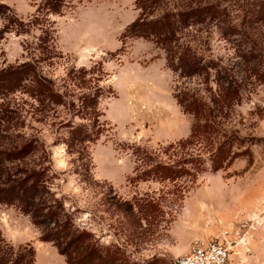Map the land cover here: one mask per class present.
Listing matches in <instances>:
<instances>
[{
  "label": "rangeland",
  "instance_id": "rangeland-1",
  "mask_svg": "<svg viewBox=\"0 0 264 264\" xmlns=\"http://www.w3.org/2000/svg\"><path fill=\"white\" fill-rule=\"evenodd\" d=\"M42 1L0 0V69L37 53L30 45L40 31H6L5 18L17 14L27 21ZM207 1L218 5L224 16L190 28L199 32H191L188 38L203 64L214 65L208 69L210 75L183 77L168 66L164 51L152 40L127 36V29L142 13L139 0H70L61 14L50 15L59 57L53 65L44 63V73L67 101L78 103L100 77L106 89L99 98L104 129L99 139L89 143V173L81 165L85 159L79 162L77 153H69L63 143L67 119L88 123L80 119L77 109L55 106L41 122L31 106L33 99L20 92L13 95L9 112L0 109V150L17 145L23 135L37 136L51 153L56 174L53 189L66 197L71 209L79 208L78 222L92 225L103 242L122 245L124 236L110 227L115 221L102 218L107 216L102 211V195L111 185L127 199L146 192L158 196L163 187L160 182H130L139 165L134 151L141 146L160 153L170 143L189 137L194 116L179 104L176 95L180 91L216 101L214 124L219 136L227 134L232 155H240L213 171L206 144L192 146L207 171L199 174L185 194L166 230L149 231L138 248L127 243L129 255L141 262L156 256L157 264H173L190 251L195 240L228 232L234 242L245 240L234 248L237 264H264V17L257 13L264 0ZM196 2L200 0H160L146 15L155 18ZM228 26L235 31L225 32ZM74 66L94 72L86 75L93 79L81 83L78 74L71 72ZM37 153L26 162H38ZM85 174L99 183H86ZM40 235L18 206L0 203V246L1 239L16 249L30 245L34 264H67L56 246Z\"/></svg>",
  "mask_w": 264,
  "mask_h": 264
},
{
  "label": "trees",
  "instance_id": "trees-1",
  "mask_svg": "<svg viewBox=\"0 0 264 264\" xmlns=\"http://www.w3.org/2000/svg\"><path fill=\"white\" fill-rule=\"evenodd\" d=\"M81 1V0H80ZM37 11L27 21L12 14L5 18L6 31L29 33L38 29L39 35L32 42L34 54L30 59L0 69V109L9 112L13 95L17 92L33 99L31 106L38 121H44L53 107L68 106L77 109L80 119L87 122L75 123L67 119L64 124L69 127L63 143L72 155L77 153V160L88 170L91 166L89 143L95 142L103 132L104 124L100 121L102 112L99 109V98L106 89L100 84L89 87L92 92L82 93L78 103L67 101L65 93L56 88L55 82L44 73V63L53 65L59 54L55 46V29L50 18L52 14H61L70 0H43ZM142 13L127 32L131 37H142L152 40L165 53L168 66L181 74L210 75L208 69L214 67L209 62L204 65L202 57L196 52L189 31L208 19L215 20L224 16V11L214 2L200 0L195 5H188L176 12H165L155 18H148L146 10L160 0H139ZM257 13L264 17V5H259ZM235 27H224L227 33H233ZM81 83L93 79L85 68H72ZM177 100L184 112L194 116L189 137L170 143L160 153L148 151L138 146L134 154L139 162L136 173L130 178L131 183L158 181L162 184L158 196L146 192L124 198L117 194L110 185V191L101 197L103 216L115 221L110 224L116 234L124 236V244L105 243L102 234L93 226L80 224L77 220L79 208L71 209L66 205V197L59 196L53 189L56 174L53 170L51 153L44 145L39 144L37 136L23 135L17 145L0 150V203L16 205L30 216L40 230L43 241L52 242L58 252L66 259L67 264H157L156 256L142 262L132 258L127 251V243L140 247L145 235L151 230H166L174 220V214L181 207L185 194L190 190L199 174L206 172L207 167L202 156L194 154L192 146L206 144L211 154L212 170L218 171L225 163L240 154H233L230 138L227 134L219 136L214 117L217 110L216 101L200 97L188 90L180 91ZM214 103V104H213ZM232 104V102H230ZM77 150V152H75ZM39 154H38V153ZM37 153L39 161L32 164L26 161ZM165 157V158H164ZM76 161V160H75ZM82 180L89 184L99 183L85 174ZM166 188V189H165ZM164 224L162 225V223ZM0 264H34L35 254L32 246L19 247L1 239Z\"/></svg>",
  "mask_w": 264,
  "mask_h": 264
},
{
  "label": "built area",
  "instance_id": "built-area-1",
  "mask_svg": "<svg viewBox=\"0 0 264 264\" xmlns=\"http://www.w3.org/2000/svg\"><path fill=\"white\" fill-rule=\"evenodd\" d=\"M235 247L236 242L228 238V232L211 239H198L173 264H237L233 257Z\"/></svg>",
  "mask_w": 264,
  "mask_h": 264
},
{
  "label": "bare ground",
  "instance_id": "bare-ground-1",
  "mask_svg": "<svg viewBox=\"0 0 264 264\" xmlns=\"http://www.w3.org/2000/svg\"><path fill=\"white\" fill-rule=\"evenodd\" d=\"M237 244H245V240L242 239V240H240L239 242H236V246H237Z\"/></svg>",
  "mask_w": 264,
  "mask_h": 264
},
{
  "label": "crops",
  "instance_id": "crops-1",
  "mask_svg": "<svg viewBox=\"0 0 264 264\" xmlns=\"http://www.w3.org/2000/svg\"><path fill=\"white\" fill-rule=\"evenodd\" d=\"M238 245H240V244H237V246H238ZM258 247H259V245H258ZM250 251H253V250H250Z\"/></svg>",
  "mask_w": 264,
  "mask_h": 264
}]
</instances>
